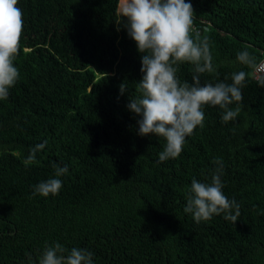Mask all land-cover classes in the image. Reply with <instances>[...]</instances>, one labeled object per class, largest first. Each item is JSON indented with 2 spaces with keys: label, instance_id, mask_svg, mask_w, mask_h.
Returning a JSON list of instances; mask_svg holds the SVG:
<instances>
[{
  "label": "trees",
  "instance_id": "trees-1",
  "mask_svg": "<svg viewBox=\"0 0 264 264\" xmlns=\"http://www.w3.org/2000/svg\"><path fill=\"white\" fill-rule=\"evenodd\" d=\"M185 2L194 23L211 22L200 37L216 73L201 84L250 75L235 121L206 106L181 154L158 162L164 139L139 136L140 117L126 107L143 74L116 24L118 0H19L20 78L0 100V264H38L56 242L87 248L93 264H264V88L236 61L244 50L257 64L264 57V0ZM192 68L180 65L178 78L191 83ZM216 158L222 191L241 206L235 224L223 214L197 224L184 212L192 179L210 183ZM54 164L68 168L59 194L33 196Z\"/></svg>",
  "mask_w": 264,
  "mask_h": 264
},
{
  "label": "clouds",
  "instance_id": "clouds-1",
  "mask_svg": "<svg viewBox=\"0 0 264 264\" xmlns=\"http://www.w3.org/2000/svg\"><path fill=\"white\" fill-rule=\"evenodd\" d=\"M19 0H0V100H6L9 90L15 86L20 73L14 61L19 54L23 30V11ZM117 25H122L128 37L136 44L141 54L140 72L137 82L139 95L129 99L127 109L140 117L137 134L141 137L153 134L164 139L158 162L177 158L185 140L199 126H204L206 106L222 110L221 122L235 121L243 111L242 89L250 73L239 71L231 74V83L218 81L201 84L202 74H214L213 56L209 37L194 36V10L185 0H118ZM236 61L257 71L256 58L247 50L237 53ZM193 66L191 83L181 81L179 66ZM258 86L264 88V75L257 76ZM121 94L126 92L124 81L119 86ZM235 105V107H231ZM43 145L30 150L25 164L35 162V155ZM217 165L211 182L192 179L187 193L185 213H191L194 222L210 220L213 215L233 224L240 216V204L229 200L222 191L224 184L223 162L216 158ZM53 178L35 185L32 195L48 197L58 195L62 188L61 176L67 174V165H53ZM38 264H93V253L87 248L73 247L70 250L56 242L47 245L38 259Z\"/></svg>",
  "mask_w": 264,
  "mask_h": 264
},
{
  "label": "built area",
  "instance_id": "built-area-1",
  "mask_svg": "<svg viewBox=\"0 0 264 264\" xmlns=\"http://www.w3.org/2000/svg\"><path fill=\"white\" fill-rule=\"evenodd\" d=\"M193 27H194V36L196 34H199V36H200L204 32H207L210 30L211 22L209 20L207 21L206 19H201L200 22L194 23ZM257 65L258 66H264V57L262 58V60ZM261 73H263V72L253 69V76L255 79L257 78V76L261 75Z\"/></svg>",
  "mask_w": 264,
  "mask_h": 264
},
{
  "label": "rangeland",
  "instance_id": "rangeland-1",
  "mask_svg": "<svg viewBox=\"0 0 264 264\" xmlns=\"http://www.w3.org/2000/svg\"><path fill=\"white\" fill-rule=\"evenodd\" d=\"M118 6V5H117Z\"/></svg>",
  "mask_w": 264,
  "mask_h": 264
}]
</instances>
